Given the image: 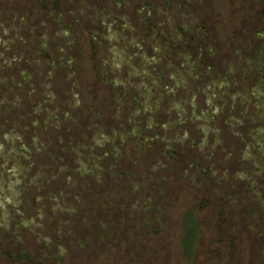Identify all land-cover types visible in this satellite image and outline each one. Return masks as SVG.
Here are the masks:
<instances>
[{"label": "rangeland", "instance_id": "374dc122", "mask_svg": "<svg viewBox=\"0 0 264 264\" xmlns=\"http://www.w3.org/2000/svg\"><path fill=\"white\" fill-rule=\"evenodd\" d=\"M0 264H264V0H0Z\"/></svg>", "mask_w": 264, "mask_h": 264}, {"label": "trees", "instance_id": "16d2710c", "mask_svg": "<svg viewBox=\"0 0 264 264\" xmlns=\"http://www.w3.org/2000/svg\"><path fill=\"white\" fill-rule=\"evenodd\" d=\"M198 230V221L193 210H187L182 223V243L188 255L193 251Z\"/></svg>", "mask_w": 264, "mask_h": 264}, {"label": "flooded vegetation", "instance_id": "af4514ba", "mask_svg": "<svg viewBox=\"0 0 264 264\" xmlns=\"http://www.w3.org/2000/svg\"><path fill=\"white\" fill-rule=\"evenodd\" d=\"M212 56H214V55H212ZM212 56H211V57H212ZM153 61H154V59H153ZM201 120H202V119H201ZM185 153H186V152H185ZM185 153H184V154H185ZM179 160H180V159H179ZM178 163H179V162H178ZM178 163H174V164H176V166L179 168V169H177V171H176L177 174L179 173V171H181V170L183 171V168H181L180 164H178ZM186 163H187V162H186ZM186 163H185V165H187V168H188L187 170H191V169H192V171H193V164H186ZM184 170H185V169H184ZM173 172H174V171H173ZM171 176H172V177H176L175 172H174V173H170V174H168L167 179H168V182H169L170 184L173 183V181H169V180H170L169 178H170ZM184 180H185V179H184ZM176 182H178L177 185H178L179 187L181 186V188H178V190L184 189V186H187V185H190V186H192V185H193V186H197V185H195V184H193V183H191V182L188 183L186 180H185V181H179V180H176ZM179 182H180V184H179ZM208 187L211 188V186H208ZM208 187H207V188H208ZM164 189H165V187L162 189L161 192H163ZM178 192H179V191H178ZM141 195H142V194H141ZM142 196H143V195H142ZM137 197H138V196H137ZM137 199H140V200H141L142 198L138 197Z\"/></svg>", "mask_w": 264, "mask_h": 264}]
</instances>
